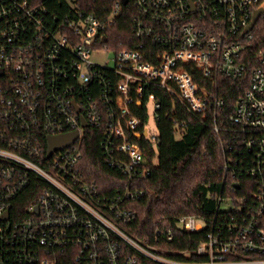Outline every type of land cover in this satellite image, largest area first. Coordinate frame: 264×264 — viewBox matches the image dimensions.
I'll list each match as a JSON object with an SVG mask.
<instances>
[{
    "label": "built area",
    "instance_id": "obj_1",
    "mask_svg": "<svg viewBox=\"0 0 264 264\" xmlns=\"http://www.w3.org/2000/svg\"><path fill=\"white\" fill-rule=\"evenodd\" d=\"M54 1L0 0V264H264V49L256 62L249 54L264 0H129L135 44L120 50L106 33L123 1L106 19L82 12L78 0H57L69 7L60 17ZM101 51L113 58L98 65L92 56ZM249 65L248 88L222 126L218 81L245 78ZM157 90L187 117L173 111L175 137L189 121H212L231 153L224 167L233 193L243 178L254 188L214 197L213 220L178 217L176 229H157L154 245H144L121 223L135 219L125 205L144 196L134 184L150 175L135 140L158 153L159 130L147 128L151 103L160 119ZM88 129L98 130L107 165L128 179L121 191L116 178L113 196L80 168ZM76 132L72 146L49 156L50 137ZM31 186L34 201L18 207ZM206 229L194 250L168 246L177 232Z\"/></svg>",
    "mask_w": 264,
    "mask_h": 264
},
{
    "label": "trees",
    "instance_id": "obj_2",
    "mask_svg": "<svg viewBox=\"0 0 264 264\" xmlns=\"http://www.w3.org/2000/svg\"><path fill=\"white\" fill-rule=\"evenodd\" d=\"M123 0H78L77 5L84 13H92L99 19H106L116 2ZM51 12L60 17L68 13L69 7L63 1L55 0L49 4ZM135 11L130 3L124 5L123 15L107 31V39L112 49L132 48L135 44L132 35V22ZM256 39L249 54L258 57L264 49V20L261 19L255 28ZM256 64V63H255ZM252 66L249 65L246 77L240 80L220 78L218 95L225 100L224 111L219 114V124L226 125L225 116L233 113L237 101L248 88ZM156 95L162 102L157 123L159 130L157 155L146 140H135L146 152L150 175L147 179L134 185L144 190V196L137 201L128 202L125 206L135 213V219L129 224L121 223V227L130 236L144 245H154L153 237L157 229H176L175 221L184 215H200L207 222L213 220L217 211L214 197L243 196L254 188L253 181L241 180L237 193L232 191V183L225 178V161L231 156L224 149L220 137L213 130L212 121L192 127L182 139L174 134L173 111L183 116L178 106L172 108V98L165 97L161 90ZM187 119L186 116H183ZM82 160L80 168L87 180L95 182L104 196H113L118 189L116 178L121 180V191L128 183L121 172L110 168L105 162L101 148V136L98 130L88 129L81 148ZM157 158V163L153 159ZM253 185V186H252ZM251 188V189H250ZM35 186L21 196L18 207H26L35 199ZM208 229L198 233L177 232L175 240L168 244L171 250H194L206 239Z\"/></svg>",
    "mask_w": 264,
    "mask_h": 264
},
{
    "label": "water",
    "instance_id": "obj_3",
    "mask_svg": "<svg viewBox=\"0 0 264 264\" xmlns=\"http://www.w3.org/2000/svg\"><path fill=\"white\" fill-rule=\"evenodd\" d=\"M128 3H129V0H123L124 5H127ZM263 12H264L263 9H260L255 13L250 29L254 27V25L258 21L259 17L263 14ZM77 138H78L77 132L71 133V134H65V135H61L57 137H50L49 138V156H51L56 151L72 146V144ZM236 188L239 189L240 186L236 185ZM6 216L8 218V214Z\"/></svg>",
    "mask_w": 264,
    "mask_h": 264
},
{
    "label": "rangeland",
    "instance_id": "obj_4",
    "mask_svg": "<svg viewBox=\"0 0 264 264\" xmlns=\"http://www.w3.org/2000/svg\"><path fill=\"white\" fill-rule=\"evenodd\" d=\"M113 58V53L112 52H99L97 54H94L92 56V61L98 65H103L106 63V61H110ZM148 124H147V128L150 130L151 133L153 134H157L158 133V127H157V122H156V118H155V110H154V106L151 103L148 106ZM232 180H229V183H232Z\"/></svg>",
    "mask_w": 264,
    "mask_h": 264
}]
</instances>
